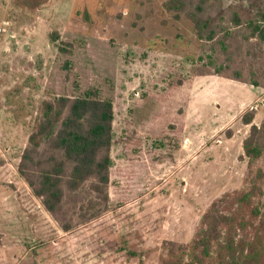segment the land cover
I'll list each match as a JSON object with an SVG mask.
<instances>
[{
    "label": "rangeland",
    "instance_id": "374dc122",
    "mask_svg": "<svg viewBox=\"0 0 264 264\" xmlns=\"http://www.w3.org/2000/svg\"><path fill=\"white\" fill-rule=\"evenodd\" d=\"M165 1L47 0L29 9L0 0V264H165L168 243L187 245L212 201L248 189L257 169L259 214L247 226L257 251L244 262L246 247L225 264H264V156L251 167L241 156L242 114L254 108L253 122L264 118V87L250 83L264 82V44L241 37L224 0L234 58L215 74L222 49L198 39L186 11L175 18ZM61 41L71 52L59 51ZM88 90L113 103L111 209L88 206L96 198L88 181L75 192L63 184L64 231L17 164L41 101ZM213 256L209 264H219Z\"/></svg>",
    "mask_w": 264,
    "mask_h": 264
},
{
    "label": "trees",
    "instance_id": "16d2710c",
    "mask_svg": "<svg viewBox=\"0 0 264 264\" xmlns=\"http://www.w3.org/2000/svg\"><path fill=\"white\" fill-rule=\"evenodd\" d=\"M16 4L29 9L40 7L47 0H14ZM224 0H166L167 11H174L179 18L186 11L192 21L198 39L211 43L212 50L222 49L225 58L214 64L213 73L222 75L231 69L234 52L229 48L232 32L223 24ZM188 6L192 8L187 9ZM218 6L215 13L209 8ZM228 22L238 28L244 40L255 38L264 44V0H230ZM55 35H58L55 32ZM53 38L55 36L52 35ZM70 42H59L61 52H71ZM194 75L202 74L193 68ZM232 78L247 82L240 68L232 69ZM253 85L264 82L255 75ZM256 110L245 111L241 120L249 125L242 140L244 158L249 167L264 156V118L259 124L253 122ZM114 109L110 99L98 91L88 90L76 96L58 95L41 101L35 126L29 134L27 144L21 151L17 170L28 184L32 194L40 199L44 209L61 223L64 231L71 229L68 221H62V203L65 197L63 184L71 192L77 191L88 181L96 193L88 200V206L95 208L103 203V209H111L107 193L111 167V146L113 142ZM170 157L172 156L169 153ZM261 169L249 178V188L243 191L225 193L212 201L203 213L196 231L187 245L168 243L165 264H209L217 258L225 264L244 254V262L251 261L256 253L257 241H251L247 226L259 214L254 197L262 194ZM100 211V210H97ZM96 212L92 216H96ZM131 256H140L128 248ZM230 260V261H231ZM141 264V260H139Z\"/></svg>",
    "mask_w": 264,
    "mask_h": 264
}]
</instances>
